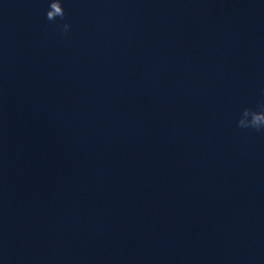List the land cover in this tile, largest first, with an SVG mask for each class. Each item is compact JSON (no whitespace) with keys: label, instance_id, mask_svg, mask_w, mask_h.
<instances>
[{"label":"clouds","instance_id":"9594fccd","mask_svg":"<svg viewBox=\"0 0 264 264\" xmlns=\"http://www.w3.org/2000/svg\"><path fill=\"white\" fill-rule=\"evenodd\" d=\"M66 12L62 6L61 0H49V7L46 12V19L49 21H57L59 18L61 21L65 19ZM64 32H67L70 28L68 23L58 25ZM238 127L242 129H255L256 131H264V105H261V110H253L251 108H245L238 120Z\"/></svg>","mask_w":264,"mask_h":264}]
</instances>
